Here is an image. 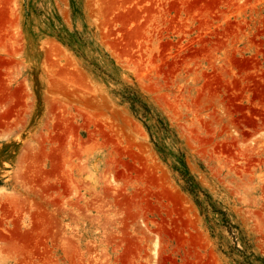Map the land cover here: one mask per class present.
Wrapping results in <instances>:
<instances>
[{
    "label": "rangeland",
    "instance_id": "obj_1",
    "mask_svg": "<svg viewBox=\"0 0 264 264\" xmlns=\"http://www.w3.org/2000/svg\"><path fill=\"white\" fill-rule=\"evenodd\" d=\"M0 264H264V0H0Z\"/></svg>",
    "mask_w": 264,
    "mask_h": 264
}]
</instances>
